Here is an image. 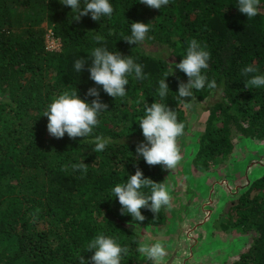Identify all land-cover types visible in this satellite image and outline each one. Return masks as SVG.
Segmentation results:
<instances>
[{"label":"trees","instance_id":"obj_1","mask_svg":"<svg viewBox=\"0 0 264 264\" xmlns=\"http://www.w3.org/2000/svg\"><path fill=\"white\" fill-rule=\"evenodd\" d=\"M109 2L111 17L93 21L89 14L76 21L72 9L59 0H0V93L5 95L0 100V264H79L80 255L90 260L94 251H87V245L101 233L129 249L121 264L141 263L137 230L163 227L167 208L157 214L142 209L145 220L135 221L121 215L112 189L139 168L169 191L163 166H149L136 157L137 145L144 142L139 119L145 104L165 103L176 111L185 124L178 143L193 137L195 125L205 119L194 150L198 166L232 153L236 137L264 140V86L245 87L250 77L242 75L249 65L257 69L255 75H264V0L250 19L239 12L238 0H170L160 10L139 0ZM36 6L46 10L45 19L25 15ZM133 22L150 24L149 44L164 45L165 57L148 54L146 41L130 45L123 40L131 35ZM44 25L62 40L60 52L47 51ZM97 34L105 42L97 43ZM192 39L210 52L202 74L217 87L208 89L206 82L203 90H194L192 107L185 108L177 97L178 79L187 83L188 77L175 64ZM97 47L131 56L147 78L136 79L133 73L127 94L115 99L98 88L108 110L100 114L93 133L76 139L65 134L48 142L43 115L54 98L77 91L86 102L95 99L86 95L97 87L89 78V65L77 72L74 63L84 58L90 64ZM166 72L170 91L161 100L159 81ZM97 136L109 140L99 153L94 151ZM80 163L88 165L86 174L72 168ZM142 191L150 195V189ZM254 191H264V176L247 186L225 214L250 242L233 264H264V197L250 199Z\"/></svg>","mask_w":264,"mask_h":264},{"label":"clouds","instance_id":"obj_2","mask_svg":"<svg viewBox=\"0 0 264 264\" xmlns=\"http://www.w3.org/2000/svg\"><path fill=\"white\" fill-rule=\"evenodd\" d=\"M59 2L72 9L75 14L73 19L76 21L89 14L93 21H99L102 16L111 17L114 12L109 0H83L82 8L81 0H59ZM169 2L170 0H139V3L156 10H160ZM259 5L260 0H238L239 12L249 19L258 15ZM150 27L149 23L133 22L130 25L131 35L123 40L130 45L142 43L147 38ZM95 40L97 43L105 42L104 37L99 34L95 36ZM91 57L90 64L84 58L77 59L74 68L77 72H83L85 66L89 65L87 68L89 78L97 87L89 88L86 95L95 99L89 103L81 99L77 91H65L54 98L44 112L43 116L48 120L47 131L56 139H62L65 134L70 139L85 138L93 133V129L99 124L100 114L108 110V105L101 102L98 88L102 87L108 96L115 99L127 94L128 78L133 73L136 79L147 78L142 72V66L135 63L131 56L110 52L105 47H97L91 52ZM210 57L211 54L206 50V45L192 39L189 41L185 57L175 64V68L188 77L187 83L177 78V97L185 108L192 107L194 90L200 91L205 88L207 77L202 74V71L209 67ZM256 71L257 69L251 65L242 69V75L250 77L245 87L264 86V75H255ZM169 76L166 72L164 78L159 81L158 95L161 100L165 99L170 91L166 83ZM207 87L215 89L216 81L207 82ZM184 98H191V102H185ZM139 127L142 130L144 142L136 147L137 158L142 157L147 165L163 166L168 171L174 170L181 164L183 156L178 138L183 136L185 124L178 121L175 110L165 103L145 104V115L139 119ZM108 143L109 140L97 136L94 151L97 153L104 151ZM72 168L86 174L88 165L74 164ZM144 188L150 189V195L142 191ZM112 192L121 205V215L129 214L133 220L141 223L145 220L142 209L157 214L162 207H169L172 200L165 183H157L150 178H145L139 168L134 175L128 177L126 183L116 184ZM87 251H94V254L90 260H85L80 255L79 264H121L124 256L128 255L129 249L122 247L116 239L101 233L88 243ZM137 251L151 264H163L168 255L162 241L150 243L147 239L139 245Z\"/></svg>","mask_w":264,"mask_h":264},{"label":"water","instance_id":"obj_3","mask_svg":"<svg viewBox=\"0 0 264 264\" xmlns=\"http://www.w3.org/2000/svg\"><path fill=\"white\" fill-rule=\"evenodd\" d=\"M182 156V162L177 168L170 171L164 169L172 197L167 207L165 227H140L137 230L140 241H162L168 253L163 264H221L220 259L230 256L234 249L214 248L200 255L201 249L208 243L207 226L226 201L236 199L251 182L247 180L246 183L231 175L217 177L211 181L206 189L208 191L200 194L185 175L186 155L182 153ZM140 264L151 262L142 255Z\"/></svg>","mask_w":264,"mask_h":264},{"label":"rangeland","instance_id":"obj_4","mask_svg":"<svg viewBox=\"0 0 264 264\" xmlns=\"http://www.w3.org/2000/svg\"><path fill=\"white\" fill-rule=\"evenodd\" d=\"M21 11V9H16ZM14 10V12H16ZM46 10L38 6L25 11V15L31 17L32 19H45ZM46 27V42L48 39L47 45H52L51 38L49 37L50 27ZM149 39H151L149 33L147 34L146 43H143V47L146 49L147 53L153 57H163L166 53V47L161 44H152L150 45ZM52 53V52H51ZM165 57V56H164ZM174 75H177L174 71ZM182 81V79H181ZM1 98L5 95L0 93ZM203 110H200V115H202ZM195 131L192 130L195 134L193 137L188 138L184 142H179V146L182 150V153L186 155V168L185 175L190 179L195 185L198 192H203L208 189L212 180L217 177H222L226 175H231L235 179H241L250 182H254L264 176V140L255 139L250 140L243 137H236L233 140L234 150L226 156L218 158L215 162L209 163L208 165H197L195 164V155L194 150L198 142V134L202 133L205 128V119L202 122H199L198 125H195ZM45 139L49 142L51 140H56V138L49 135L48 131L45 132ZM54 149V145L52 146ZM243 193L245 190L242 191ZM242 194V193H241ZM255 196L264 197V191L261 192H252L250 199ZM237 199L226 201L223 208L215 215L211 225H208V243L201 249L200 255L204 254L206 251H209L214 248H227L233 247L234 251L232 254L221 260V264H233L236 261H239L240 255L243 254V251H247L248 236L244 235V232L241 228L235 227V222H229L226 217V213ZM223 225H228V229H223ZM162 228V227H161ZM244 242L245 249L243 250V245L240 242Z\"/></svg>","mask_w":264,"mask_h":264},{"label":"built area","instance_id":"obj_5","mask_svg":"<svg viewBox=\"0 0 264 264\" xmlns=\"http://www.w3.org/2000/svg\"><path fill=\"white\" fill-rule=\"evenodd\" d=\"M49 37L51 38L53 47L52 45H47L48 43V39H47V42H46L47 51L52 52V53L60 52L62 49V40L56 37L52 30L49 31Z\"/></svg>","mask_w":264,"mask_h":264},{"label":"flooded vegetation","instance_id":"obj_6","mask_svg":"<svg viewBox=\"0 0 264 264\" xmlns=\"http://www.w3.org/2000/svg\"><path fill=\"white\" fill-rule=\"evenodd\" d=\"M230 154H231V153H230ZM207 191H208V190H207ZM207 191H205V192H199V193H200V194H201V193H206ZM213 219H214V218H213ZM166 221H167V217H166ZM212 222H213V220H212ZM212 222H211V223H212ZM165 223H166V222H165ZM211 223L208 224V225H211ZM163 226L165 227V224H164Z\"/></svg>","mask_w":264,"mask_h":264}]
</instances>
